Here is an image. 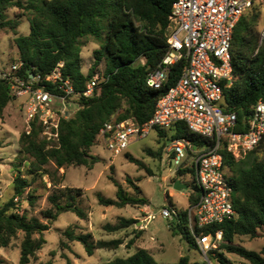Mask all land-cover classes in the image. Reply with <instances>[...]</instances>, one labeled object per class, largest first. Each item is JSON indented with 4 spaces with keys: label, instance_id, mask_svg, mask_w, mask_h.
<instances>
[{
    "label": "trees",
    "instance_id": "16d2710c",
    "mask_svg": "<svg viewBox=\"0 0 264 264\" xmlns=\"http://www.w3.org/2000/svg\"><path fill=\"white\" fill-rule=\"evenodd\" d=\"M175 0H0V31L8 29L16 35L14 43L18 50L15 62H21L20 75L27 79L29 74L49 75L59 63L61 72L73 82L76 90H83L86 82L96 73L98 64L104 60L105 68L101 76L98 92L91 96H82L79 107L72 117L62 119L59 126L58 143L45 140L41 136L39 125L32 124L29 133L22 132L18 138L17 158L20 166L28 161L26 174L47 175L56 192L47 199L51 203L43 210L42 217L53 221L62 210L74 212L79 218L86 219L87 211L76 202V196L82 194L81 188L62 187L64 172L60 168L70 165H84L92 168L99 157L91 153L96 144V136L105 121L111 117L117 120L131 118L136 123L148 120L158 99L173 86L186 66V59L169 66L167 77L159 89L147 85L146 78L157 67L168 51L166 32L168 15ZM259 5L243 14L236 24L232 40L231 55L235 80L224 88L221 105L225 111H234L238 122H246L253 106L264 98V48L258 45L259 31L256 29ZM15 7L13 18H7L6 11ZM28 17L29 32L17 35V28L23 16ZM92 37L98 44L93 50L94 62L88 72H82L80 55L83 38ZM141 59L144 61L141 62ZM49 91L55 89L50 82L42 81ZM9 83L0 78V117L12 96ZM238 129H242L241 127ZM172 137H184L197 144L205 139L190 131L183 122H177L171 129ZM164 135L163 130H159ZM224 166L229 170L228 180L233 186V205L236 216L219 224L205 228H220L223 236L214 253H207V260H191L182 255L169 264H233L226 253L241 257L244 264H264V245L259 250L248 249L234 242L236 235L261 237L264 233V140L244 158L220 149ZM149 153L150 150H148ZM128 159L138 167L144 163L131 154ZM53 164L51 167L50 164ZM186 169H178L173 180L184 175ZM139 180V179H138ZM134 189L139 186L130 178L126 180ZM117 187L116 197H105L98 193L97 201L101 205L123 207L125 205H145L147 199L137 194H129L120 182L112 179ZM195 182V181H194ZM196 184V183H195ZM30 182L22 176L20 170L14 177V194L0 207V247H7L19 231L23 233L20 242V264H28L36 258V252L42 248L43 233L49 228V222L36 217H28L19 211V200ZM199 195V187L196 184ZM58 192V193H57ZM190 198L194 203L198 197ZM65 196V200H61ZM31 203L34 195L28 193ZM136 218L117 217L115 223H105L104 230L120 231L133 225ZM172 233L180 234L191 248L195 241L186 225V211L181 208L178 218L169 222ZM64 234L70 240L82 242L91 254L95 249H116L123 244L122 238L93 240L90 233H75L66 228ZM133 240H129V245ZM0 264H6L0 256ZM101 264H161L143 247L124 257H115Z\"/></svg>",
    "mask_w": 264,
    "mask_h": 264
},
{
    "label": "built area",
    "instance_id": "2783aa9c",
    "mask_svg": "<svg viewBox=\"0 0 264 264\" xmlns=\"http://www.w3.org/2000/svg\"><path fill=\"white\" fill-rule=\"evenodd\" d=\"M264 0H175L168 15L166 42L168 51L146 78L148 86H163L169 66L186 59V66L176 83L158 99L151 117L136 123L131 118L117 120L114 116L100 127L97 138L113 155L122 153L130 142L146 137L150 131L171 130L183 122L190 131L205 142L197 144L184 137H172L163 151L171 174L178 169L192 167L199 195L194 203L183 208L186 225L196 248L214 253L222 240V230H205L236 216L233 205V186L225 172L220 149L244 157L264 140V98L252 108L246 125L238 122L234 111L221 105L224 88L235 80L232 66L231 40L234 28L243 14ZM258 45L264 48V27L259 29ZM21 62H14L8 70L0 69V78L9 83L11 96L21 97L25 133L32 124L39 125L42 137L58 143L62 119L69 118L66 103L70 99L91 96L99 91L104 77L93 75L83 90H76L68 76L61 72L62 63L46 77L20 75ZM50 82L49 91L42 81ZM238 127L242 129H238ZM174 177V176H173ZM180 178L183 175L179 176ZM180 180V179H179ZM175 180L172 178V183ZM185 183V182H184ZM15 200L18 197L14 198ZM167 205L160 209L163 217L176 221L180 212L166 193ZM153 215L146 212L136 223L145 229ZM209 262V260H207Z\"/></svg>",
    "mask_w": 264,
    "mask_h": 264
},
{
    "label": "rangeland",
    "instance_id": "374dc122",
    "mask_svg": "<svg viewBox=\"0 0 264 264\" xmlns=\"http://www.w3.org/2000/svg\"><path fill=\"white\" fill-rule=\"evenodd\" d=\"M260 5L257 31L264 27V2ZM16 11L15 7L6 11L7 18H13ZM29 29L27 15L21 17L17 35H25ZM15 36L11 30L0 31V69L8 70L18 58V50L14 43ZM82 41L81 70L86 74L94 62L93 50L98 48V44L92 37L83 38ZM143 61L141 59V62ZM104 68L105 63L102 60L98 64L95 74L101 76ZM22 100H24V96H12V100L6 105L2 117H0V207L13 196L14 177L19 169L30 185L25 189L23 196L17 199L19 200L18 210L24 211L28 217H36L43 222H49L42 217L41 212L51 206L47 197L56 192V189L51 186L47 175L26 174L28 161H22L20 166H15L20 162L17 158L18 138L25 131ZM78 100L70 99L66 103L69 117H72L78 109ZM171 133V130L166 129L164 135H160L159 131L154 129L146 137L130 142L127 148L118 155H113L104 142L96 136V144L92 145L91 153L98 156L99 160L92 168L84 165L60 168L59 173L64 172L61 186L81 188L82 194L76 196V202L87 211L88 215L86 219H81L72 211H60L57 218L48 223L49 228L43 233L45 242L42 248L36 252V258L28 264H101L115 257L127 256L138 247L146 248L161 264L173 263L182 255H189L191 260H205L206 256L198 249L191 248L180 234L172 233L168 225L170 220L160 213V209L168 204L166 193L170 200L181 208L187 206L191 197L195 198L198 195L192 167L186 171L183 177H177L185 182L188 188L178 190L173 187L171 179L176 174H171L173 167L169 168L163 151L164 145L170 141ZM126 153L141 160L145 169L131 162ZM50 166L52 167L53 164L51 163ZM225 172L230 173L228 168H225ZM113 178L120 182L129 194L145 197L147 204L123 207L99 204L96 197L98 193L105 197H116L117 187L112 182ZM127 178L137 184L140 191L134 189L126 181ZM28 193L34 195L32 203L27 199ZM61 198L62 201L66 199L65 196H61ZM143 210H147L153 217L145 229H140L136 223L145 215ZM119 216L136 218L137 221L120 231L108 232L104 230L105 223H115ZM66 228L72 229L75 233H90L93 240L122 238L123 244L116 249H95L93 253L89 254L82 242L67 238L64 234ZM22 238L23 233L19 231L7 247H0V256L5 259L6 264H20ZM131 239L133 242L126 245ZM234 242L248 249L259 250L264 245V233L261 237L255 238L248 235H236ZM225 253L233 264L246 262L236 254Z\"/></svg>",
    "mask_w": 264,
    "mask_h": 264
},
{
    "label": "water",
    "instance_id": "95a60500",
    "mask_svg": "<svg viewBox=\"0 0 264 264\" xmlns=\"http://www.w3.org/2000/svg\"><path fill=\"white\" fill-rule=\"evenodd\" d=\"M173 187L175 189H178V190H181V189H187L188 186L186 183L182 182L181 180L179 179H176L174 182H173Z\"/></svg>",
    "mask_w": 264,
    "mask_h": 264
},
{
    "label": "crops",
    "instance_id": "0c3cea01",
    "mask_svg": "<svg viewBox=\"0 0 264 264\" xmlns=\"http://www.w3.org/2000/svg\"><path fill=\"white\" fill-rule=\"evenodd\" d=\"M171 182H172V179H171ZM188 205V204H187ZM179 208H181V207H179ZM143 211H145V213L147 212V210H143ZM240 259H242L241 257H240ZM243 261H245V260H243Z\"/></svg>",
    "mask_w": 264,
    "mask_h": 264
}]
</instances>
